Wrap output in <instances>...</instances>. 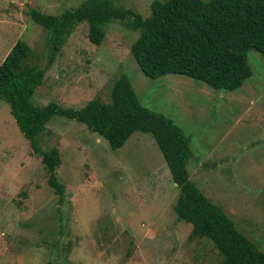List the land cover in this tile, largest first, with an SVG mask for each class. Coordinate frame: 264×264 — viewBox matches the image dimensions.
I'll use <instances>...</instances> for the list:
<instances>
[{
    "label": "rangeland",
    "instance_id": "rangeland-1",
    "mask_svg": "<svg viewBox=\"0 0 264 264\" xmlns=\"http://www.w3.org/2000/svg\"><path fill=\"white\" fill-rule=\"evenodd\" d=\"M84 1L0 0V63L17 40L29 45V63L45 69L37 106L108 101L125 75L143 105L189 138L190 179L264 251V56L247 51L252 74L231 91L179 74L149 78L130 52L138 30L124 19L104 26L99 45L78 23L48 63V34L30 11L61 15ZM112 1L150 14L152 0ZM39 142L59 150L62 202L0 97V264H221L212 243L176 218L178 188L150 134L133 132L112 150L85 124L55 115Z\"/></svg>",
    "mask_w": 264,
    "mask_h": 264
},
{
    "label": "trees",
    "instance_id": "trees-1",
    "mask_svg": "<svg viewBox=\"0 0 264 264\" xmlns=\"http://www.w3.org/2000/svg\"><path fill=\"white\" fill-rule=\"evenodd\" d=\"M149 8V16L143 17L112 0H85L61 15L32 9L30 16L48 34V63L78 23L88 24V39L99 45L104 26L124 19L138 30L130 52L149 78L179 74L217 90L231 91L252 74L247 51L252 48L264 56V0H152ZM29 54V45L17 40L1 61L0 97L9 104L32 151L41 156L47 182L60 202L64 186L56 172L61 162L59 150L44 149L39 142V135L53 116L85 124L112 150L124 145L133 132L147 133L157 144L178 188L173 210L178 220L190 224V237L209 240L221 255V264H264V251L237 231L224 210L190 179L189 138L171 118L143 105L125 75L113 82L108 101L92 98L78 108L53 101L37 106L31 97L42 83L45 69L30 64Z\"/></svg>",
    "mask_w": 264,
    "mask_h": 264
}]
</instances>
